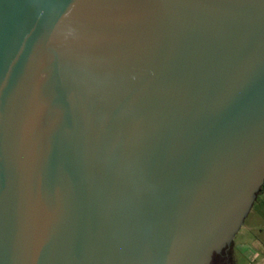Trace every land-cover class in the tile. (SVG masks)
<instances>
[{
    "label": "water",
    "instance_id": "95a60500",
    "mask_svg": "<svg viewBox=\"0 0 264 264\" xmlns=\"http://www.w3.org/2000/svg\"><path fill=\"white\" fill-rule=\"evenodd\" d=\"M264 185V0H0V264H211Z\"/></svg>",
    "mask_w": 264,
    "mask_h": 264
},
{
    "label": "rangeland",
    "instance_id": "374dc122",
    "mask_svg": "<svg viewBox=\"0 0 264 264\" xmlns=\"http://www.w3.org/2000/svg\"><path fill=\"white\" fill-rule=\"evenodd\" d=\"M235 264H264V190L233 243Z\"/></svg>",
    "mask_w": 264,
    "mask_h": 264
},
{
    "label": "flooded vegetation",
    "instance_id": "af4514ba",
    "mask_svg": "<svg viewBox=\"0 0 264 264\" xmlns=\"http://www.w3.org/2000/svg\"><path fill=\"white\" fill-rule=\"evenodd\" d=\"M261 190H264V185ZM233 250L234 247L232 246L231 248H228L223 251L221 254L215 255L211 264H235Z\"/></svg>",
    "mask_w": 264,
    "mask_h": 264
}]
</instances>
